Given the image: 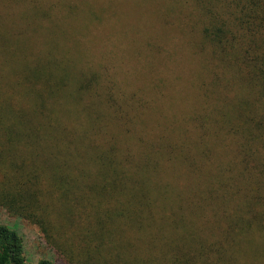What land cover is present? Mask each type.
<instances>
[{
	"label": "trees",
	"instance_id": "16d2710c",
	"mask_svg": "<svg viewBox=\"0 0 264 264\" xmlns=\"http://www.w3.org/2000/svg\"><path fill=\"white\" fill-rule=\"evenodd\" d=\"M192 1L213 102L194 116L192 141L160 137L136 156L116 146L127 105L81 70L45 0H0V208L34 225L65 264H264V0ZM46 20L43 52L32 54L27 36ZM227 77L238 97L223 91ZM227 139L231 164L204 171L197 159L219 161ZM183 175L208 180L174 189L154 177ZM0 264H27L3 226Z\"/></svg>",
	"mask_w": 264,
	"mask_h": 264
},
{
	"label": "rangeland",
	"instance_id": "374dc122",
	"mask_svg": "<svg viewBox=\"0 0 264 264\" xmlns=\"http://www.w3.org/2000/svg\"><path fill=\"white\" fill-rule=\"evenodd\" d=\"M67 6L73 8L71 12ZM21 7L15 13H23ZM45 7L52 11L54 22L72 35L67 48L79 52L81 70L99 76L117 102L127 105L125 131L113 126L120 150L130 146L138 156L141 148L156 144L160 137L193 140V118L207 112L213 102L210 96H215V88L209 86L215 69L210 47L199 41L203 17L192 0H45ZM47 21L40 31L29 34L33 37L27 36L36 49L32 54L43 52L40 44L45 42ZM226 79L220 84L223 91L238 97V87ZM225 145L229 149L219 147V161L197 159L204 163V171L216 172L219 162L222 167L231 164L234 145L231 139ZM154 177L171 182L174 189L184 180L201 179L199 185L208 180L187 175ZM0 226L21 238L27 264H65L28 221L0 208Z\"/></svg>",
	"mask_w": 264,
	"mask_h": 264
}]
</instances>
